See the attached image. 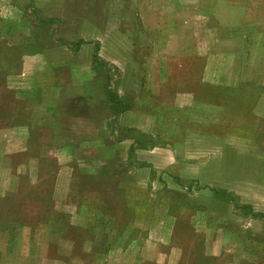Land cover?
Masks as SVG:
<instances>
[{"label":"rangeland","instance_id":"rangeland-1","mask_svg":"<svg viewBox=\"0 0 264 264\" xmlns=\"http://www.w3.org/2000/svg\"><path fill=\"white\" fill-rule=\"evenodd\" d=\"M0 264H264V0H0Z\"/></svg>","mask_w":264,"mask_h":264}]
</instances>
